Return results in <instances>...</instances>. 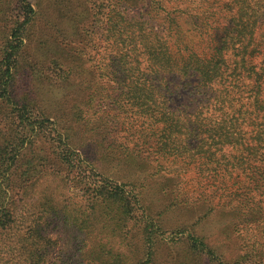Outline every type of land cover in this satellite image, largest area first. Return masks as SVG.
<instances>
[{
	"label": "trees",
	"instance_id": "16d2710c",
	"mask_svg": "<svg viewBox=\"0 0 264 264\" xmlns=\"http://www.w3.org/2000/svg\"><path fill=\"white\" fill-rule=\"evenodd\" d=\"M263 24L264 0H0V264H67L49 256L55 218L84 234L76 263L110 245L128 258L137 212L147 260L131 264H153L164 213L201 204L169 228L190 251L225 259L237 231L264 264ZM211 31L208 53L185 42ZM170 160L204 190L183 197L168 177L155 222L147 183ZM220 211L233 220L212 232Z\"/></svg>",
	"mask_w": 264,
	"mask_h": 264
},
{
	"label": "rangeland",
	"instance_id": "374dc122",
	"mask_svg": "<svg viewBox=\"0 0 264 264\" xmlns=\"http://www.w3.org/2000/svg\"><path fill=\"white\" fill-rule=\"evenodd\" d=\"M30 1L32 3L35 2V0ZM206 8L207 6H204L203 8H201V11L205 10ZM211 11H213V9H211ZM219 11V9H216L217 18L221 16V13ZM261 31L264 32V24L261 27ZM185 36V42L188 45L206 53L210 51L211 47L215 43V36L213 31H211L209 35L205 36H199L192 32H185ZM173 87L175 86L173 85ZM190 100L191 97L184 93L182 97L177 99V104H187ZM118 114L120 116L115 119V121L119 122L121 130L129 134V131L126 129L128 128L127 122L129 121V119L126 120L127 114ZM124 122H126V124L123 126L122 123ZM90 143L93 142L89 141V146L91 145ZM128 145L133 146L130 141H128ZM164 166L165 168L161 170L162 172L160 171V174L158 173L153 176L147 183V185H149L147 196L151 201L152 199L155 201V203L153 204L154 210H152V218L155 220V222L157 220L155 218L159 215L160 212H163V209L161 208L164 204L161 205L160 200L165 199V192L163 190V187L165 183L169 182L168 177H176L174 181H170V186H174L175 184H177V189L180 193H182V195H184L183 197L189 196L197 198L198 194L204 190V185H202L200 179L197 178V173L193 166H186L179 162H172L171 160L165 163ZM153 167L154 166L152 165V168L149 169L153 172H156L157 169ZM237 179L238 180L235 179V181L241 182V180H243L242 177ZM235 181L233 180L232 182L234 183ZM234 188H237V186H235ZM42 190H44V186ZM1 194L2 193H0V204L4 200V198H9L8 195L5 197L4 194H2L3 196ZM214 200L215 202L218 201L217 199ZM201 205H197L194 207L182 206L178 207V209L170 210L164 213L162 219L164 220L163 230L166 231H163L164 233L162 234L161 232H158L160 233V238L157 240V255L153 264H258L259 257L245 251V243H247V241L237 236V231V233L234 232V237L231 239L232 241L226 242L227 244H225L223 248L225 259L212 258L207 254L204 255L194 253L190 251L191 247L189 244H187L188 241L185 240L187 232L172 233V229L169 228H176V226H181L179 229L183 228L182 226L191 228V221L195 222V218L204 216L207 213V208ZM142 214V212H137V215L135 214L136 219L131 221L128 224V228L123 229L120 235L122 236L124 230H126L125 232H130L128 235V240H130L131 243V252H129L128 258H118L114 246L111 245L108 247V253L103 254L100 260H97V255L95 254L93 255V258L100 264H131L132 260L135 261L137 257L140 256H142L146 261L147 257L144 256V251H142L143 245L141 243L143 240L142 233L146 228L145 223L141 221L142 219H144L142 217ZM233 217L234 216L232 215L229 216V214H226V212L222 213V211H220L218 213H215L209 221H206L207 227L212 232H216L217 229L223 228L226 222L232 221ZM137 218H139L140 220H138ZM50 222L52 223L51 226H49L48 235L50 236L53 244L50 249V259L54 258L57 262H60V260L62 259L67 260V264H87L86 260H89L87 256L82 259L84 263H76L77 256L80 255L78 249L80 246H82V244H84V237L82 236L84 234L74 228L66 227L63 220L61 219L59 220L55 218L53 220H50ZM236 222L237 224H243L241 223V221ZM156 228L157 227H155V231H157ZM150 229L153 230L152 227ZM99 230L100 232H98L97 234L99 237L97 238L109 236L104 229L100 228ZM178 237L181 239L179 242H177ZM221 239L222 238H220L219 240ZM96 241L98 242L99 239H97ZM109 248H111V252H109ZM117 249H119V247H117Z\"/></svg>",
	"mask_w": 264,
	"mask_h": 264
}]
</instances>
